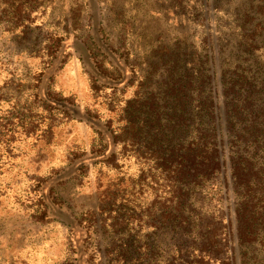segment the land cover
I'll return each instance as SVG.
<instances>
[{
	"label": "rangeland",
	"instance_id": "374dc122",
	"mask_svg": "<svg viewBox=\"0 0 264 264\" xmlns=\"http://www.w3.org/2000/svg\"><path fill=\"white\" fill-rule=\"evenodd\" d=\"M201 1L0 0V264H142L119 256L125 222L149 217L158 197L130 196L147 165L117 137L123 109L145 75L205 36L220 66L218 27L245 0L220 11L203 0L204 28L192 11ZM219 195L211 209L231 211L237 235L234 197ZM142 224L144 241L155 229ZM237 239L235 264H256L260 244Z\"/></svg>",
	"mask_w": 264,
	"mask_h": 264
},
{
	"label": "trees",
	"instance_id": "16d2710c",
	"mask_svg": "<svg viewBox=\"0 0 264 264\" xmlns=\"http://www.w3.org/2000/svg\"><path fill=\"white\" fill-rule=\"evenodd\" d=\"M221 2L218 11L226 7ZM244 2L235 10L236 32L225 29L232 23L218 27L219 67L205 36L202 51L190 43L189 56L175 51L145 75L141 88L149 87L123 109L117 137L147 165L131 177L130 196L135 200L148 188L158 197L149 217L130 213L126 219L132 229L121 240L125 262L235 264L229 246L238 238L241 246L259 243L256 264H264V0ZM201 5L192 11L200 12L194 20L204 28L210 1ZM219 194L234 197L237 235L231 211L211 209L224 203ZM142 223L155 229L144 241Z\"/></svg>",
	"mask_w": 264,
	"mask_h": 264
}]
</instances>
